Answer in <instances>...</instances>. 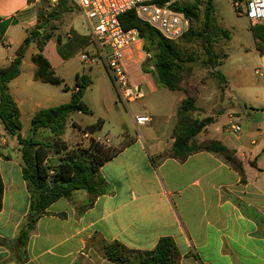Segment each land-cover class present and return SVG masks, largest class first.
<instances>
[{"label":"crops","instance_id":"0c3cea01","mask_svg":"<svg viewBox=\"0 0 264 264\" xmlns=\"http://www.w3.org/2000/svg\"><path fill=\"white\" fill-rule=\"evenodd\" d=\"M38 2L0 0V46L8 51L0 52V67H7L18 57L20 50L11 52L13 46L19 44L21 49L36 28ZM57 29L43 50L55 72L65 64L60 55L63 49L56 48L55 42L63 47L74 38L71 32L57 35ZM70 29L74 31L72 23ZM36 52L31 54L32 63ZM20 58L21 74L8 84V92L20 109L21 121L26 119L31 126L36 112L70 102L75 90L70 89L71 95L54 105L57 92L34 78V63L32 80L15 84L24 76V58ZM261 62L263 68L264 54ZM85 65L89 66V72L81 73L78 69L74 77L85 74L93 85L94 67L103 65ZM144 85L155 93L157 87L151 75ZM184 99L181 96L178 102L181 104ZM150 118L151 123L141 127L140 137L121 127L117 144L108 139L102 142L118 148L124 136L135 138L100 169L107 185L104 195L90 207V196L83 190L74 192L70 199L61 198L29 232L26 225L31 195L23 176L19 144L2 126L0 174L4 194L0 209V264H116L103 256L99 240L118 241L135 250H152L164 237L174 241L181 264H264V139L254 133L243 134L242 125L238 136L225 133V124L217 125L218 118H213V123L196 137L198 142L219 140L234 150L243 164L245 177H242L218 153L198 152L185 160L172 157L176 119L174 124L169 118L153 129L154 119ZM132 123L135 126L133 119Z\"/></svg>","mask_w":264,"mask_h":264},{"label":"trees","instance_id":"16d2710c","mask_svg":"<svg viewBox=\"0 0 264 264\" xmlns=\"http://www.w3.org/2000/svg\"><path fill=\"white\" fill-rule=\"evenodd\" d=\"M33 1L36 0H30V2ZM67 3L69 0H61L56 4L61 9L49 14H42L37 7L38 23L36 28L31 30L30 35L25 39L18 57L7 67H0V123L10 136L17 139L19 144L23 176L31 195L26 225L28 232L35 227L38 219L46 214L47 209L54 202L61 198L70 199L76 191L87 192L90 196L88 206H92L99 196L107 192V185L101 178L100 169L135 140L133 137L129 139V136H124L122 145L118 148L107 146L96 139L95 134L104 126V120H98L85 127L73 124L76 130L91 136L90 144L87 148L78 147L68 150L63 137L69 119L74 113H91L90 108L83 100L86 89L92 84L90 77L85 74L76 76L75 92L70 102L39 110L31 120L29 134L27 136L22 134L21 112L14 98L8 92V84L20 76L22 63L20 57L33 43L37 47V52L32 58L36 66L34 78L44 83L64 84V80L56 75L51 63L44 56L43 50L57 26L62 22L63 15L69 12L64 8ZM175 9L183 12L190 19L191 24L199 20L197 4H178ZM207 10L205 15L206 18H209L208 16L212 12L211 0L208 2ZM51 21L58 23L49 30L47 25ZM120 22L125 30L137 29L145 43L155 46V75L158 83L171 91H185L187 94L176 112L172 157L185 160L198 152L218 153L242 177H245L243 164L234 150L229 149L216 139H207L202 142L196 140V137L211 125L214 119L212 117L203 119L193 117L192 113L197 110L196 96L188 94L183 89L185 61L182 58V52L175 43L165 39L148 23L139 19L134 11L120 16ZM252 29L256 30L254 37L259 42L257 48L264 50V25H256ZM194 36L195 32L191 26L183 38L188 40ZM58 41H60L59 38ZM208 44L211 43L206 39L203 46L207 59L213 67L217 68L223 64L220 62L221 57L214 51L213 46L211 49ZM219 75L225 79V75L222 73ZM69 90L67 85L64 86V91ZM44 134L49 135L50 139L42 140L41 136ZM65 151L67 152L64 154ZM54 155L60 156L58 163L55 164L50 163V159ZM3 194L4 184L0 174V209L2 208ZM27 231L23 233V239L26 238ZM97 244L103 256L116 264H181L177 247L169 237L161 238L152 250L130 249L118 241L107 242L102 239Z\"/></svg>","mask_w":264,"mask_h":264},{"label":"rangeland","instance_id":"374dc122","mask_svg":"<svg viewBox=\"0 0 264 264\" xmlns=\"http://www.w3.org/2000/svg\"><path fill=\"white\" fill-rule=\"evenodd\" d=\"M208 2L209 0H180L179 2L183 5L197 4L199 7V20L191 24L195 36L188 40L184 37L174 42L182 52V58L185 61L183 89L188 94L196 96L197 110L192 115L198 119L218 118L217 125H222L226 123L227 115L234 114L242 121L243 134L254 133V135L257 134L261 136V139H264V76L256 74L257 70L261 73L264 72L261 62V55L264 54V50L257 48L259 42L254 37L256 30L252 29L254 26L250 24L245 15V9L237 8L234 0H211L212 12L208 16L209 18H206ZM37 5L42 14H49L61 9L59 5L52 4L50 0H39ZM64 8L69 12L65 13L63 17L64 23L62 21L58 25L57 35L63 34L65 36L66 33L71 32L74 38L69 40L66 45L64 43L63 47H59V43L54 41L56 48L63 49L60 55L65 62L63 66H58L56 72L57 76L64 79V84L47 83L57 92L54 105L63 101L62 98L66 95L67 97L71 95L70 90L64 91V86L67 85L70 89L74 88L75 71L80 69L81 73L89 72V66L85 65L79 57L81 53L91 52L94 49L90 42L89 26L81 11L72 1L65 4ZM57 23L56 21L49 22L47 29L50 30ZM70 23L74 25V31L70 29ZM259 25H264V22ZM1 35L2 30H0V39ZM206 39L211 43L208 46L211 49L213 46L214 51L221 57L220 62L223 64L217 68L213 67L207 59L203 46ZM18 45L15 44L11 52L19 51L20 46ZM52 49L53 44L48 49L49 56H51ZM145 50L152 53L154 57V45L145 43ZM0 52L8 53L3 45L0 46ZM35 52L36 47L32 46L24 53L22 66L24 76L17 79L15 84H24L32 80L34 64L31 61V54ZM94 68V74H91L93 85L86 89L83 97L91 113H74L69 119L63 137L68 150L78 147L87 148L90 144L91 136H85L76 130L73 124L85 127L96 123L98 120H104L105 126L95 136L101 137L100 142H105L108 139L113 144H117L121 127L131 135L138 137L143 135V129L138 131L133 125V115L141 114L152 117L154 119L153 129L156 124L164 125V122L169 118L172 119L173 124L175 123L176 111L180 104L178 100L181 96H187L185 91H171L162 87L156 79L155 71L148 70L157 87L155 93H151L148 87L143 84L145 99L126 108L119 102L105 68L103 66H95ZM220 73L225 75V79L221 78ZM104 103H107L106 106ZM141 109L143 110L141 111ZM22 123L23 134L27 136L29 134L27 128L30 126V122L24 119ZM2 126L0 123V129ZM202 135L205 136L204 133ZM41 139L48 140L50 136L44 134ZM96 139L98 140L97 137ZM59 158V155L52 156L50 163H58Z\"/></svg>","mask_w":264,"mask_h":264},{"label":"built area","instance_id":"2783aa9c","mask_svg":"<svg viewBox=\"0 0 264 264\" xmlns=\"http://www.w3.org/2000/svg\"><path fill=\"white\" fill-rule=\"evenodd\" d=\"M61 0H50L57 4ZM83 14L91 34L93 51L83 52L85 64H102L117 93L118 100L126 108L144 98L142 85L149 81L148 70L155 71L153 54L145 50L144 39L137 29L125 30L120 16L134 11L139 19L148 23L165 39L176 42L191 27L190 19L175 9L180 0H69ZM237 8L245 9L252 26L264 22V0H234ZM264 68V67H263ZM257 74L263 73L256 71ZM136 128L151 123L148 115L132 116ZM225 133L238 136L241 121L229 114L224 125Z\"/></svg>","mask_w":264,"mask_h":264},{"label":"water","instance_id":"95a60500","mask_svg":"<svg viewBox=\"0 0 264 264\" xmlns=\"http://www.w3.org/2000/svg\"><path fill=\"white\" fill-rule=\"evenodd\" d=\"M44 30H42V32H43ZM20 60H21V58H20Z\"/></svg>","mask_w":264,"mask_h":264}]
</instances>
